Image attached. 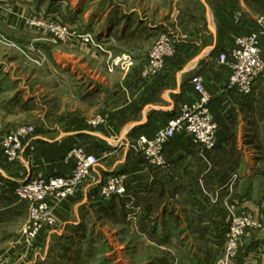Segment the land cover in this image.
Masks as SVG:
<instances>
[{"label":"rangeland","instance_id":"374dc122","mask_svg":"<svg viewBox=\"0 0 264 264\" xmlns=\"http://www.w3.org/2000/svg\"><path fill=\"white\" fill-rule=\"evenodd\" d=\"M148 1L0 0V170L12 174L15 171L20 172L25 165L30 167L38 159L35 155L40 154L46 144H53L50 154H63L55 162L58 163L57 168L48 170V182L51 178L64 177L71 173L78 176L80 161L75 156L77 152L81 151L84 157H95V163L89 168L88 175L77 181L70 178L61 187L51 186L43 199L30 202L16 194L13 198H0V264H39L47 253L53 257V262L60 263L61 240L55 242L49 238H53V233L59 231L65 221L70 220L76 204L83 199L84 191L94 187V172L100 165L110 167L113 163L110 158L118 159L117 154L110 157L113 154L96 150L92 145L95 141L92 136L89 134L87 137L80 132L90 131L94 137L103 135L107 143L121 141L120 134L130 127L131 120L128 116L132 114L131 109L138 108L142 104V97L146 96L143 93L146 83L144 80L149 81L165 73H175L183 67L184 63L182 64L183 61L178 56L179 38L176 33H172V30L179 31L176 27L160 30L159 35L153 39L123 36L127 10L133 8L156 16L161 12L170 15L173 11L190 8L185 0H178L176 4L173 0H150L147 3ZM112 5L113 8L117 6L123 11L117 10V18H113V22L117 21L113 28L117 34L110 40H105L106 37L101 36L111 29L109 23L112 20ZM138 13L135 12V15ZM160 16L158 19L165 21L163 15ZM261 16L264 17V13ZM32 20H42L48 26H38ZM51 25L65 28L69 33L61 34L60 30L57 31ZM121 31L122 34H119ZM86 34L92 37L89 42H86ZM262 40L261 49L264 54V38ZM162 43H167V48L161 52L160 59L159 55L156 59L155 54L159 53L157 50ZM224 70L227 88L239 96H245L237 89L228 87L230 71L225 66ZM83 79L97 82L100 90L89 98H82L83 86L78 88V84ZM193 94L197 97L192 102L195 103L200 97L195 91ZM212 101L206 108L216 126L214 136L217 139L219 125L210 110ZM169 121L170 119L164 125L160 124L159 128L167 127ZM23 129L26 133L22 132ZM183 135L188 136L202 161H208L207 151H213L217 145L208 149L207 145L196 143L195 135L184 129L169 138L159 154L160 160L150 150L146 152L143 149L141 135L128 137V145L139 157L140 164L135 168L134 164L126 162L125 173L105 176L101 185L96 188L97 193L90 198V209L94 214L89 220L99 224L105 235L98 236L102 248L95 259L87 250H83L81 255L84 264H119L117 261L122 260L127 264H155L160 256L169 254L171 260L177 259L174 258L177 253L173 252L172 246H158L167 242L166 237L160 236L159 242L162 243H159L157 237L140 234L142 227L146 225L142 220L134 218L135 212H138L136 215L140 214V209L132 213L127 208L119 211L118 217L114 218V214L105 216L102 212L103 206H94L92 203L97 205L106 201L102 192L104 186L110 185L109 178L112 175L120 177L127 189L125 195H117L114 199L128 195L130 179L162 181L164 176L167 177L165 179L169 176L174 181L186 179L187 183L199 179V172L188 176L183 170L181 172L172 169L165 156L172 141ZM62 170L66 172L61 173ZM255 175L260 179V188L255 194L256 198H260V203L253 208H250V204L244 205L240 211L229 201L220 203L227 216L224 218L221 234L211 238L214 248L207 264H264V171ZM239 177L237 172L231 174L232 181H228L227 187L229 194L236 192L235 184ZM168 190L171 191V188ZM200 194L213 199L219 196L216 189L210 190L207 184L200 187ZM177 196L176 198L181 199V207H187L182 203V195ZM129 198L133 200L131 196ZM9 206L12 208H8ZM65 208L71 209L70 214H65ZM185 211L187 212V208ZM123 214L126 216L122 220ZM188 223L190 224L186 221L185 225ZM211 224L215 229L216 223ZM180 239L185 241L188 237ZM197 240L202 243L201 238ZM47 244L51 245L49 251L46 250ZM182 254L188 255L187 252Z\"/></svg>","mask_w":264,"mask_h":264},{"label":"crops","instance_id":"0c3cea01","mask_svg":"<svg viewBox=\"0 0 264 264\" xmlns=\"http://www.w3.org/2000/svg\"><path fill=\"white\" fill-rule=\"evenodd\" d=\"M173 1L174 4L178 2V0ZM185 2L190 7L188 10L180 9L177 12H171L170 15L161 12L165 21L158 19L161 17L160 14L153 16L141 10L126 9L127 23L124 25L123 34L125 37L133 35L153 39L159 35L160 30L176 27L178 32L171 30L179 38L178 56L184 65L175 73H165L155 79L144 80L146 83L143 93L146 96L142 97L140 106L137 104L141 110L138 111L136 107L131 109L132 114L128 116L131 120L130 127L125 133L120 134L121 141L107 143L103 135L94 137L90 131L80 132L84 136L89 137V134L92 136L95 140L92 145L96 150L113 154L110 157L117 154L118 159L110 158L113 160L110 167L100 165V168L94 172V187L84 191L83 199L76 204V210L73 215H70V220L65 221L59 231L53 233V238L52 236L49 238L50 241L61 240L60 263L53 262V257L48 256L47 253L41 258L43 260L39 264H84L81 255L83 250H87L86 252L92 255L93 259L96 258L102 248L98 236L103 235L104 231L100 229L99 224L89 220L94 214L90 209V198L97 193L96 188L101 185L105 176L112 173H125L126 162L134 164L135 168L140 164L139 157L128 145L130 139L128 137L153 134L156 128L178 115L184 104L196 101L197 97L193 94L190 84L191 74H201L206 86L214 95L210 110L219 125L217 146L213 151H207L209 160L202 161L188 136L183 135L172 141L167 147L165 156L171 163L172 169L181 172L183 170L188 176L199 172V179H203H195L188 183L186 179L174 181L169 176L168 179L164 176L162 181L130 179L127 196L102 203L96 202L97 205L93 202L92 205L103 206L102 212L105 216L114 214V218L118 217L119 211L122 212L127 208L132 213L140 209V214L137 216L138 212H135L134 216L146 223L140 234L157 237L158 242L161 241L160 236L166 237L167 242L158 246L161 248L172 246L173 252L177 253L174 257L177 259L172 260L170 254L160 256L157 264L165 260L163 264H175L176 261L178 264H207L214 248L211 238L221 234L224 218L227 216V212L220 203L230 201L237 206L238 210L244 205L250 204V208H253L258 202L260 203V198L255 197L260 188L258 183L260 179L255 173L259 175L264 171V79L254 85L251 95L239 96L227 88V76L224 67L219 63L218 56L221 52L233 47L237 35L247 33L257 26L258 17L264 13V0H185ZM147 3H150V0ZM117 6L121 5L117 4ZM117 6L113 8L114 5H112L113 10L110 8L112 20L109 27L111 29L108 30V35L105 33L101 36L106 37L105 40H110L117 34V31L113 30L117 21L113 22V18H117V10L123 11ZM236 10L243 13L238 25H235L233 21ZM135 12H139L137 14L139 18H136ZM78 86H80L78 88L83 86L82 98H89L100 90L99 84L93 80L83 79ZM52 147L53 144L44 145L40 154L35 155L38 158L36 163L30 167L24 164L25 166L18 173L15 171L11 174L0 170V180L3 183L0 186V198H13L14 188L24 180L36 175L46 176L49 173L48 170L57 168L58 163L55 162L63 154L60 156L50 154ZM64 172L66 170L61 171V173ZM236 172L240 176L236 184L234 183L236 192L229 195L228 181L231 179V174ZM129 174L132 176V173ZM133 174L138 176L137 173L133 172ZM206 184L210 190L216 189L219 196L213 199L211 196L210 198L201 195L200 187ZM166 185L171 188V191L166 188ZM197 187L199 189H196ZM177 195H182V203L187 206L185 207L187 212L181 207V199L176 198ZM130 196L133 200L129 198ZM217 198L219 202L216 201ZM83 204L87 205L83 206ZM70 210L65 208V214H70ZM125 216L126 214H123L121 219L123 220ZM186 221L190 224L185 225ZM212 222L216 223L217 229H214ZM184 236H187L188 240L180 239ZM189 237H193V240ZM197 238H201V244ZM49 244H47V251L51 247ZM183 252H187L188 255H183ZM173 260L176 261L173 262ZM117 262L127 264L125 260Z\"/></svg>","mask_w":264,"mask_h":264},{"label":"built area","instance_id":"2783aa9c","mask_svg":"<svg viewBox=\"0 0 264 264\" xmlns=\"http://www.w3.org/2000/svg\"><path fill=\"white\" fill-rule=\"evenodd\" d=\"M242 16L243 13L240 10L234 12L235 25L239 24ZM31 22L38 26H48L42 20H37L35 22L32 20ZM256 23L257 26L250 32L237 35L233 47L229 48L227 51L221 52L218 56V60L222 66H225L226 69L230 71L228 87L237 89L245 96L251 95L254 85L264 77V54L261 49L262 39L264 38V17L259 16ZM53 27H56L57 31L60 30L61 34L69 33L65 28L61 29L56 25ZM85 36L86 42L92 40V37L90 38L89 35L86 34ZM166 48L167 43H162L161 47L157 50L159 53L155 54L156 59L158 55V59H160L161 52ZM190 84L195 93L200 97L199 101L191 105L184 104L180 113L170 119L168 126L158 128L154 136L150 137L151 135L141 134V145L143 149H145L146 152L150 150L156 159L160 160L159 154L169 138L182 129L194 134L195 142L207 145L208 149H212L217 145V139L214 136L216 133V126L211 116L207 113L208 108H206L207 104L213 100L214 95L206 87L205 79L201 74L196 73L191 75ZM22 132H25V130L23 129ZM76 154L75 156L78 157L80 161V163H78L80 166L77 171L78 176H74V173H71L64 177L59 176L51 178L49 182V178L45 175L32 176L17 185L14 188V193L26 201H38L43 199L47 195V192L49 193L52 188L51 186L61 187L65 185L67 181L69 182L68 179L70 178H74V180L77 181L81 179V177H85V175H88L87 172L89 168L95 163V157L93 155L84 157V155H81V151ZM120 180L121 178L116 175L110 176V185L104 186L102 192L107 201H111V199H114L117 195L122 196L127 193V189L123 184L124 181ZM2 185L3 183L0 180V186ZM237 232L239 231L237 230Z\"/></svg>","mask_w":264,"mask_h":264}]
</instances>
